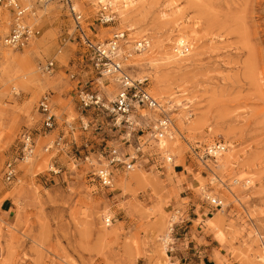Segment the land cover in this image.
I'll return each mask as SVG.
<instances>
[{"label":"rangeland","instance_id":"rangeland-1","mask_svg":"<svg viewBox=\"0 0 264 264\" xmlns=\"http://www.w3.org/2000/svg\"><path fill=\"white\" fill-rule=\"evenodd\" d=\"M18 1L31 9L25 20L39 34L23 49L4 46L12 15L0 7V264H176L171 259L175 237L181 221L193 217L191 203L206 218L203 222L197 215L194 225L203 222L219 245L211 264H264L258 237L264 236V0H136L126 10L134 30L113 9L115 22L101 26L96 21L100 4L94 8L90 0H72L92 39L104 41L116 30L124 31L125 39L147 38L150 46L141 55L124 51V66L133 78L148 77L147 89L171 118L172 138L166 140L179 147L168 150L172 161L166 163L159 143L148 140L141 147L143 158L131 170L116 167L111 190L92 179L79 154L111 148L129 154L136 143L126 140V129L112 126L109 115L79 110L77 91L83 85L109 97L76 38L68 7L56 1L44 6L37 0L29 5ZM175 13L195 31L180 68L151 61L157 42L160 49L173 51V39L166 36L171 25L165 21ZM4 50L10 58L2 56ZM50 59L54 71L42 74L39 66ZM44 94L50 95L58 120V130L46 136L39 132L37 109ZM81 115L91 121L92 132L78 128ZM135 117L147 134L157 114L141 109ZM67 121L78 128V146L43 152ZM24 130L35 137V156L18 166L16 180L7 182L4 164L15 155ZM218 141L233 157L225 169L197 156ZM50 160L62 168L60 174L47 172ZM138 168L141 179L120 184V177ZM211 169L222 182L211 180ZM223 184L235 189L237 199ZM208 197L220 198L222 206L214 207ZM106 215L113 218L109 226ZM169 223L173 229L166 255L163 238Z\"/></svg>","mask_w":264,"mask_h":264},{"label":"built area","instance_id":"built-area-1","mask_svg":"<svg viewBox=\"0 0 264 264\" xmlns=\"http://www.w3.org/2000/svg\"><path fill=\"white\" fill-rule=\"evenodd\" d=\"M54 1L68 7L74 22L76 38L84 50L89 53L92 69L101 77L107 74H115L120 79V87L113 100H109L104 93L87 88L85 85L81 86L77 91L78 108L81 113L91 109L98 113L109 115L112 119V126L126 129V140L131 141V138H133L134 143H136L133 146V153L129 154L117 151L115 148H111L108 152L105 149L92 150L91 152L86 149V152L83 151L79 154L81 163L93 177L92 179H96L100 187L111 190L116 167L131 170L136 163H139V159L143 158L144 153L141 147L148 140L151 139V141L158 142L161 139L172 137L171 118L163 104L151 95L147 89L148 77H142L141 80L133 78L124 66V62L127 61L128 56L125 55L123 59L114 57L115 50L125 38V32L116 30L104 41H96L87 34L83 26L82 14L70 10L72 0H37L38 4L39 2L49 4ZM0 7L10 11L12 15L10 29L2 40L3 45L12 49H23L39 34V30L28 24L25 20L31 9L29 6L22 5L18 0H0ZM115 20V12L111 10L110 6L107 4L101 6L96 15V21L99 25H111ZM143 45L145 46V44ZM188 51L189 46L184 45L182 48L183 54H186ZM54 68V59L47 60L39 66L42 74H51ZM74 76V74L70 75L72 79ZM37 109L41 115L40 134L46 136L54 130H58V120L56 114L53 112V103L49 94H44L39 99ZM141 109H146L157 114L147 134H144L138 121L131 119L132 114L136 116L135 118H138L137 110ZM62 125L73 127V124H68L67 122ZM78 128L82 133H90L94 130L91 121L85 115L80 116ZM146 135L148 137L143 139ZM82 146L88 147L87 137H84V144ZM35 148L36 142L33 133L29 130L22 131L19 134L15 155L4 164L3 177L7 182L17 179L19 174L18 166L22 163H28L35 156ZM68 149L69 142L63 129L60 132L58 131L55 138L47 142L42 148L45 153L53 151L60 153ZM225 149L224 143L218 141L207 145L202 153L197 156L201 161L209 160L215 163L218 156ZM164 156L166 163L172 161V156L168 151L164 153ZM72 158H74V161L77 159L75 155ZM154 166L156 167L155 163ZM47 172L51 173L50 175L56 176L62 172V168L55 161L50 160ZM207 199H209V202L214 207L222 206L223 201L218 197H208ZM112 219L110 216L105 217V225L109 226L112 223ZM172 249L170 247L167 250L171 251Z\"/></svg>","mask_w":264,"mask_h":264},{"label":"bare ground","instance_id":"bare-ground-1","mask_svg":"<svg viewBox=\"0 0 264 264\" xmlns=\"http://www.w3.org/2000/svg\"><path fill=\"white\" fill-rule=\"evenodd\" d=\"M27 2V4H31V0H24ZM136 0H90V4L96 8L97 6H104V5H109L111 9H113L114 11H116L119 15V17L121 18L122 23L124 24V26H127L126 28L128 30H134L135 29V24H128L129 19H127L128 17H126V10L128 8H130L131 6L134 5ZM141 1V0H140ZM174 1V0H173ZM156 3V2H155ZM39 4H41L42 6L46 5V3H41L39 2ZM139 4V3H138ZM157 5V4H156ZM45 8V7H44ZM70 10L80 13L81 12V8L79 7V5L74 1L73 3H70ZM129 10V9H128ZM113 11V12H114ZM128 12V11H127ZM133 14V13H132ZM142 14V13H140ZM176 15H173L169 20L167 19L165 21L166 24H169V26L171 25V27L169 28L167 39L169 41L172 42L171 39H173L174 42V47H172L171 50H169L168 48H163L160 49L161 46L158 44V42L153 46V53L154 55H156L154 58H151V61H159V60H163L165 61L166 65H174L180 68L181 64L185 61L184 60V56H186V54H183L182 52V48L184 45H187V42L189 41V39L191 38L192 35H195V31L192 30L191 28H189L188 26L184 25V22H181V16H179V14L175 13ZM130 15V14H129ZM128 15V16H129ZM146 15V14H145ZM159 16V15H158ZM162 17V16H161ZM168 18V17H167ZM132 19V18H131ZM136 19V18H135ZM131 21V20H130ZM144 21V20H143ZM142 21V22H143ZM156 21V20H155ZM132 23V22H131ZM162 23V22H161ZM164 23V22H163ZM162 23V24H163ZM127 24V25H126ZM153 24V23H152ZM138 25V24H137ZM166 26V25H164ZM163 26V27H164ZM168 26V27H169ZM159 27L161 28V25L159 24ZM142 28V27H141ZM157 30V29H156ZM144 32V31H142ZM160 34V33H158ZM197 36V35H196ZM139 37V36H138ZM159 37V36H158ZM174 37V38H173ZM199 37V36H198ZM141 40L138 41H133V39H128V38H124L123 39V43H121L117 49L114 52V57H116L117 59H123V55L126 53H124V51L126 50L128 53V55L130 54V56L135 55V53L137 51L140 52V55L143 51V49H145L146 47L150 46L149 41L147 40V38L144 35H140ZM197 39V38H195ZM160 42V40H158ZM168 41V42H169ZM133 42H136L135 44H133ZM145 42V43H142ZM172 42V43H173ZM145 44V46L143 45ZM162 44V43H161ZM188 46V45H187ZM7 50V49H6ZM4 50L2 52V56L6 57V58H10V52ZM174 53V54H173ZM143 59V58H142ZM153 59V60H152ZM188 61V60H187ZM164 64V63H163ZM152 65V64H151ZM183 66V65H182ZM178 69V68H177ZM181 70V69H180ZM167 76V75H166ZM140 79V78H139ZM141 80V79H140ZM100 82L102 84V86L105 87L106 89V93L109 97V99H113L115 96V90L117 88H119L120 86V79L119 76L115 75V74H107L103 77H101ZM161 82V81H160ZM172 83V82H171ZM169 91V90H168ZM161 94V93H158ZM170 106V105H169ZM132 119L133 117H135L134 114L131 115ZM184 117V116H183ZM178 122L181 123L182 118L178 117ZM174 128V127H173ZM180 134V132H179ZM170 138V137H168ZM172 138V137H171ZM175 139V138H174ZM174 141V140H173ZM169 142L166 139H161L160 141L156 142L157 144L159 143V148L161 149V152L164 154L166 153L168 150H179L178 144L177 142ZM225 145V144H224ZM230 145V144H229ZM226 146V145H225ZM178 147V148H177ZM226 150V149H225ZM224 153V154H223ZM221 153V155L218 156V159L216 160V162L213 164V168H218V169H225L226 167H229V165H231V161L233 160L232 158V154L231 156L225 154V152ZM31 160V159H30ZM30 160L28 161V163L30 162ZM233 162V161H232ZM213 163V162H211ZM172 165H169V168H171ZM216 170V169H215ZM212 173H213V177L211 178V180L213 182H222L220 180V178L216 175V173L211 169ZM143 176V173L140 172L139 168L137 170H134L133 172H130V175L127 177H120V184L121 185H126L131 181H137L138 179H141ZM245 183H249V182H245ZM224 185V184H223ZM243 185V184H242ZM227 189V192L231 195V197L236 198L235 195V189L234 188H230L227 185H224ZM264 198V197H262ZM223 199V198H222ZM261 208V207H260ZM108 215H106L105 217H107ZM264 217V216H262ZM163 218V217H162ZM165 219V217L163 218ZM163 222V221H162ZM165 223V222H164ZM162 223V226H164L165 224ZM156 226V225H155ZM173 224L169 223L168 226H166V231L164 232V251L163 253L166 254V247L168 244V241L171 240V237L169 235V232L172 228ZM162 230V229H161ZM260 231V228H259ZM261 240V243L264 244V236H262L259 233L258 236ZM167 255V254H166Z\"/></svg>","mask_w":264,"mask_h":264},{"label":"crops","instance_id":"crops-1","mask_svg":"<svg viewBox=\"0 0 264 264\" xmlns=\"http://www.w3.org/2000/svg\"><path fill=\"white\" fill-rule=\"evenodd\" d=\"M68 124H72L67 121ZM76 129V130H75ZM78 128L70 127L69 125L64 126L65 135L67 136V141L69 142V148L76 144L75 132ZM80 144L82 141L80 138ZM84 144V141H83ZM7 204V202H5ZM193 206V203L189 206V211L193 215L190 217L187 215L185 219L181 221L178 236L175 237V251L171 255V259L176 264H211L215 253L219 249L217 240H215L211 232L205 231L203 222L206 218L203 216L197 208ZM197 215L201 216L202 223L194 225V221L198 219ZM209 218V217H207Z\"/></svg>","mask_w":264,"mask_h":264}]
</instances>
